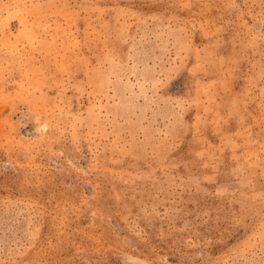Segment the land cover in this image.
<instances>
[{
    "label": "rangeland",
    "instance_id": "374dc122",
    "mask_svg": "<svg viewBox=\"0 0 264 264\" xmlns=\"http://www.w3.org/2000/svg\"><path fill=\"white\" fill-rule=\"evenodd\" d=\"M0 264H264V0H0Z\"/></svg>",
    "mask_w": 264,
    "mask_h": 264
}]
</instances>
